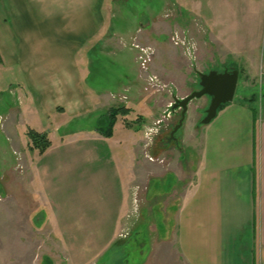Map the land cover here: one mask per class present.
<instances>
[{"label": "crops", "instance_id": "1", "mask_svg": "<svg viewBox=\"0 0 264 264\" xmlns=\"http://www.w3.org/2000/svg\"><path fill=\"white\" fill-rule=\"evenodd\" d=\"M221 1L230 2V6L234 3ZM235 1L239 2L237 6L254 7L251 9L254 15L259 13L258 4L264 3V0ZM130 2L129 12L119 17L124 22L121 26L117 21L119 7L128 8ZM150 3L149 0H0V73L8 77L6 95L0 96V126L3 125L10 146H22L28 130L48 129L52 117L54 129L63 131L70 120L101 109L106 112L107 98L94 85L85 87L80 67L83 54L88 56L97 51L96 43L99 52L111 48V56L121 57L122 49L115 39L127 42L136 38L137 28L143 31L142 37L161 28L159 37L168 38L173 26L186 21L191 14L202 15L203 6L210 8L219 1L162 0L158 16L152 15ZM139 4L146 11L136 10ZM171 6L177 7L178 15L167 20L163 13L171 10ZM210 13L215 14L213 9ZM203 17L205 22H215ZM166 52L172 50L163 53ZM201 68L204 71L210 66ZM171 71H174L172 64L160 69L165 78ZM137 83L135 78L128 85L114 88L119 91L117 94L139 98ZM4 96L15 99L17 105H10ZM94 133H98L95 128ZM98 134H93L89 145L78 146L74 142L69 146L63 141L54 145L50 141L37 164L27 162L26 167L32 172L31 184L50 188L56 199L65 200V205L53 204L55 213L69 214L76 205L74 201L69 203L72 177L81 181L85 176L95 177L91 168L99 157L94 158L98 155L94 145L103 141ZM112 146L119 149L121 142ZM188 146L193 147V156L188 157L182 148L184 160L181 146L178 147V163L186 179L174 178L172 186L164 191L169 172L147 176V192L154 178L156 182L161 179L163 192L156 197L161 198L163 214L160 232L168 229L171 215L175 234L173 239L169 234L158 238L162 243H174V264H264V119L258 117L252 106L242 101L230 102L217 111L216 117L199 130ZM124 148L125 158L117 160L113 167L114 187L105 185L87 201L84 197L82 210H86V215L103 216L92 220L88 216L83 224L88 230L112 226L117 235L128 222L132 198L123 182L122 163L127 161L131 143ZM74 151H81L82 155L74 158ZM175 191L178 196L170 212V206H163L162 202ZM156 205L153 202L151 208ZM106 238L104 235L101 239Z\"/></svg>", "mask_w": 264, "mask_h": 264}, {"label": "rangeland", "instance_id": "2", "mask_svg": "<svg viewBox=\"0 0 264 264\" xmlns=\"http://www.w3.org/2000/svg\"><path fill=\"white\" fill-rule=\"evenodd\" d=\"M149 1L152 2V15H160L162 0ZM217 1L219 4L215 6L201 8L202 15L215 22H205L202 15L191 14L186 21L171 28L168 38L159 37L157 33L161 28L152 29L143 37V31L137 28L136 38L127 42L115 39L122 49L121 57L111 56V48L99 52L98 43L95 53L82 55L83 84L86 88L94 85L104 93L108 104L106 112L101 109L70 120L63 131L54 129L52 120L55 117H52L48 129L36 128L35 131L45 133L54 145L61 141L69 146L74 142L78 146L89 145L93 142L92 137L98 134L94 133L98 119L114 109L123 108V111H117L110 137L98 134L103 141L94 145L98 154L94 158L99 157L91 168L95 177L85 176L82 181L72 177L69 203L74 201L76 205L69 214L54 212L53 204L61 202L65 205L64 199H56L50 188L41 189L29 181L32 172L26 164L29 160L37 164L40 156L37 149H29L28 137H24L22 146L14 148L3 133V125L0 126V264H39L38 261L40 264H168V261L174 264V243H162L159 239L168 234L173 239L175 231L171 215L168 229L160 232L163 218L161 198L151 199L155 192H159L158 196L163 192L161 179L156 182L154 178L147 192V176H162L169 172L164 191L172 186L174 178L180 181L187 178L178 163V147L181 146V156L183 148L184 153L192 158L193 147L186 145L192 143L205 126L201 119L210 100L206 95L192 99L182 125L171 137L170 133L180 118V109L172 108L174 98L182 99L199 90L198 73L234 68L239 75L231 102L242 101L252 106L258 117L264 119V3L258 4L259 13L254 15L251 11L254 7L237 6L239 2L235 0H230L234 2L232 6L230 2ZM129 5L128 8L125 5L119 7L117 21L121 26L124 22L119 17L126 16L132 3ZM137 9L146 11L140 4ZM212 9L213 16L210 15ZM176 15L177 7L172 6L163 13L167 20L175 19ZM153 33L156 35L152 38ZM170 49L169 54L163 53ZM167 64H172L174 71L165 78L160 69ZM207 65L210 68L203 71L201 67ZM135 78L139 98L117 94L119 91L114 87L128 85ZM7 80V75L1 71L0 96L6 95ZM4 97L9 99L10 105H17L15 99ZM114 142H121V148L115 149ZM130 143L128 158L132 160L126 158L127 161L122 163L123 182L132 198L128 222L117 231V235L112 226L88 230L83 225L88 216L91 220L103 216L86 215V210H82L84 197L87 201L105 185L111 189L114 187L113 167L117 160L125 158L124 146ZM73 155L77 158L82 152L74 151ZM48 162L49 159L46 166ZM177 196L175 191L162 202L163 206H170V212ZM89 202L92 207L93 200ZM153 202H157L154 209L151 208ZM104 235L107 238L103 241Z\"/></svg>", "mask_w": 264, "mask_h": 264}, {"label": "water", "instance_id": "3", "mask_svg": "<svg viewBox=\"0 0 264 264\" xmlns=\"http://www.w3.org/2000/svg\"><path fill=\"white\" fill-rule=\"evenodd\" d=\"M199 90L194 91L182 99L174 98L173 109H180V118L171 131V137L180 128L188 103L194 98H200L204 95L209 97V104L205 110V116L201 119L202 124H208L216 117L220 106L231 102L234 96L238 70L224 69L222 72L209 71L208 73H198Z\"/></svg>", "mask_w": 264, "mask_h": 264}, {"label": "trees", "instance_id": "4", "mask_svg": "<svg viewBox=\"0 0 264 264\" xmlns=\"http://www.w3.org/2000/svg\"><path fill=\"white\" fill-rule=\"evenodd\" d=\"M251 100L253 101V99ZM223 106L224 105L220 106L218 110H220ZM122 109L121 108L114 109L110 111L109 114L107 115L105 114L103 117L99 118L95 130L104 137H110L112 135V127L115 123V119L118 114L117 111L122 112L123 111ZM26 136L30 141L29 149L31 148L37 149L39 155H42L50 146V141L45 133H39L33 130H28ZM157 196H158L157 194L156 195L152 194L151 199L154 200Z\"/></svg>", "mask_w": 264, "mask_h": 264}, {"label": "flooded vegetation", "instance_id": "5", "mask_svg": "<svg viewBox=\"0 0 264 264\" xmlns=\"http://www.w3.org/2000/svg\"><path fill=\"white\" fill-rule=\"evenodd\" d=\"M229 69V68H228ZM181 111V110H180ZM170 140H173V139H170Z\"/></svg>", "mask_w": 264, "mask_h": 264}]
</instances>
